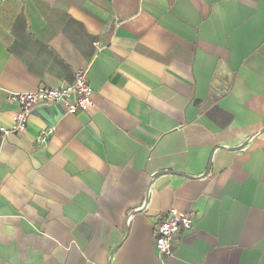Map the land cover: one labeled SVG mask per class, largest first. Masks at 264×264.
<instances>
[{
  "label": "crops",
  "instance_id": "1",
  "mask_svg": "<svg viewBox=\"0 0 264 264\" xmlns=\"http://www.w3.org/2000/svg\"><path fill=\"white\" fill-rule=\"evenodd\" d=\"M78 70L93 108L0 132V264H264V0H0V128Z\"/></svg>",
  "mask_w": 264,
  "mask_h": 264
},
{
  "label": "built area",
  "instance_id": "2",
  "mask_svg": "<svg viewBox=\"0 0 264 264\" xmlns=\"http://www.w3.org/2000/svg\"><path fill=\"white\" fill-rule=\"evenodd\" d=\"M97 46V43H94ZM93 90L88 83L86 70H78L72 83L57 88H41L30 93L9 94L6 97L8 104L17 107L12 117V126L8 129L0 128L3 135L23 132L28 124L31 111L41 105L62 104L66 113L76 114L79 110L93 108ZM54 129L44 130L39 134L40 142H45ZM193 218L170 209L161 216L156 227L154 248L158 258L167 260L173 257L176 243L181 239L182 232L192 228Z\"/></svg>",
  "mask_w": 264,
  "mask_h": 264
}]
</instances>
